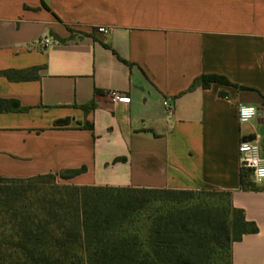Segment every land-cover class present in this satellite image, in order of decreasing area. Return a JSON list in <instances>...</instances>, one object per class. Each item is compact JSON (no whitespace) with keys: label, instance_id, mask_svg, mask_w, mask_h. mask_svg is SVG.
<instances>
[{"label":"crops","instance_id":"1","mask_svg":"<svg viewBox=\"0 0 264 264\" xmlns=\"http://www.w3.org/2000/svg\"><path fill=\"white\" fill-rule=\"evenodd\" d=\"M208 75L250 89L193 86ZM240 104L264 107V0H0V175L229 191L258 227L232 264H264V183L239 153L256 133L264 148V112L243 124Z\"/></svg>","mask_w":264,"mask_h":264},{"label":"trees","instance_id":"2","mask_svg":"<svg viewBox=\"0 0 264 264\" xmlns=\"http://www.w3.org/2000/svg\"><path fill=\"white\" fill-rule=\"evenodd\" d=\"M18 72L3 73L31 77ZM212 82L250 89L218 75L193 86ZM86 171L0 175V264H232L233 243L258 231L229 191L61 181ZM247 172L243 168V181Z\"/></svg>","mask_w":264,"mask_h":264},{"label":"built area","instance_id":"3","mask_svg":"<svg viewBox=\"0 0 264 264\" xmlns=\"http://www.w3.org/2000/svg\"><path fill=\"white\" fill-rule=\"evenodd\" d=\"M98 31L102 33H107L108 28L100 27L98 28ZM54 42L55 40L50 37H45L39 41V43L44 47ZM109 96L114 102L129 103L131 100L127 94L117 90H111L109 92ZM164 104L167 106L168 109H171L170 103L168 101H165ZM247 106H252V105L240 104L238 108V119L243 124L250 123L260 114L259 109L255 106L253 107H255L256 113L254 115L248 113L246 110ZM239 153H240V163L242 168L248 169L252 173V176L255 180L254 174L257 168H264V148L260 140V136L256 134L255 137L252 139L243 140L239 145Z\"/></svg>","mask_w":264,"mask_h":264},{"label":"clouds","instance_id":"4","mask_svg":"<svg viewBox=\"0 0 264 264\" xmlns=\"http://www.w3.org/2000/svg\"><path fill=\"white\" fill-rule=\"evenodd\" d=\"M246 110L248 113L253 114V115L256 113V109L253 106H247ZM254 175H255V182L256 183L259 184V183L264 182V168H257Z\"/></svg>","mask_w":264,"mask_h":264},{"label":"water","instance_id":"5","mask_svg":"<svg viewBox=\"0 0 264 264\" xmlns=\"http://www.w3.org/2000/svg\"><path fill=\"white\" fill-rule=\"evenodd\" d=\"M259 111L264 112V107L260 108Z\"/></svg>","mask_w":264,"mask_h":264},{"label":"rangeland","instance_id":"6","mask_svg":"<svg viewBox=\"0 0 264 264\" xmlns=\"http://www.w3.org/2000/svg\"><path fill=\"white\" fill-rule=\"evenodd\" d=\"M257 134V133H256ZM199 190H201V189H199Z\"/></svg>","mask_w":264,"mask_h":264}]
</instances>
